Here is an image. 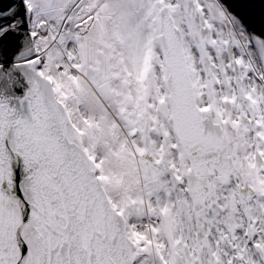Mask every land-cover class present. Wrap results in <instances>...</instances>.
Masks as SVG:
<instances>
[{
    "label": "snow or ice",
    "instance_id": "1",
    "mask_svg": "<svg viewBox=\"0 0 264 264\" xmlns=\"http://www.w3.org/2000/svg\"><path fill=\"white\" fill-rule=\"evenodd\" d=\"M0 264H264V0H0Z\"/></svg>",
    "mask_w": 264,
    "mask_h": 264
}]
</instances>
